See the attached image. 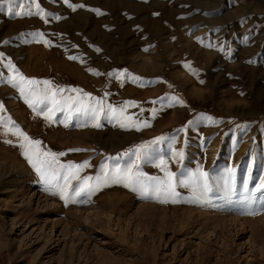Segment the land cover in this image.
I'll return each mask as SVG.
<instances>
[{
	"label": "rangeland",
	"instance_id": "1",
	"mask_svg": "<svg viewBox=\"0 0 264 264\" xmlns=\"http://www.w3.org/2000/svg\"><path fill=\"white\" fill-rule=\"evenodd\" d=\"M37 3L50 14L45 19L0 9V264H264V202L249 213L239 192L227 197L214 187L196 202L191 188L177 186L173 203L109 183L66 204L44 190L22 155L20 138L5 131L10 118L41 142L42 151L66 153L60 162L87 160L80 182L93 185L95 179L83 178H95L101 164L123 168L128 157L120 154L158 136H175L172 148L183 149L182 163L162 142L138 171L165 178L157 167L163 158L177 178L199 165L220 180L227 167H235L239 187L253 156L259 161L264 155V0ZM8 60L25 77L82 89L106 104L135 101L125 115L150 126L121 128L101 119L97 128L83 118L65 126L60 112L50 122L7 83L13 75L4 66ZM113 70H127L145 83L122 85L108 76ZM171 97L183 104L169 106ZM200 115L218 123L188 125ZM260 175L264 166L258 162L250 187Z\"/></svg>",
	"mask_w": 264,
	"mask_h": 264
},
{
	"label": "snow or ice",
	"instance_id": "2",
	"mask_svg": "<svg viewBox=\"0 0 264 264\" xmlns=\"http://www.w3.org/2000/svg\"><path fill=\"white\" fill-rule=\"evenodd\" d=\"M68 3V0H64ZM10 15L15 17L25 16H39L41 19H45L50 15L46 13L37 3V0H0V9L5 8ZM76 7H82L77 5ZM97 14H100L98 9H93ZM59 19V17H54ZM45 22H47L45 20ZM23 35V34H22ZM33 37L43 38V33L33 32L29 33ZM7 41H5L6 43ZM47 45L50 43L48 40H44ZM99 51V49H97ZM3 54L0 53V56ZM69 59H77V57L70 56ZM2 63V62H0ZM9 68L13 73L7 83L19 89L20 95L24 98L25 103L36 113V115H43L46 120L50 122H56L54 119L57 112L62 113L63 119L60 123L68 125L70 120L84 119L85 124L91 121L93 127H101V119L108 120L110 123L115 121L121 128L135 127L139 130L140 126H150L148 121L137 122L133 120L131 115H125L128 107H136L135 101H124L120 106H113L106 104L104 98L93 97L91 93L83 92L78 88H64L61 86H53L51 81L44 80L38 81L35 78L25 77L22 73L16 69L11 60H8L4 65ZM190 68V65H185ZM89 71L95 72V70L89 69ZM95 74L100 75L96 72ZM108 76L114 77L121 81V84L131 80L134 83H140L141 86L145 83L142 78L133 76L123 70L116 72L115 70L108 73ZM147 83H151L148 81ZM43 87H40V85ZM75 92L76 96L63 95L65 92ZM108 94L105 93V96ZM84 98L88 99L85 103ZM173 103L183 104V101L178 97H171L169 100V106ZM3 106L0 105V108ZM156 110H153L155 114ZM202 120H208L210 123H218L210 116L200 115L195 121H189L188 125L197 124ZM4 118L0 116V126H3ZM11 127H5L6 132H11L12 135L20 138V147L23 149L22 155L25 156L28 163L33 167L35 172L39 176L40 182L44 186V190L52 195H58L61 200L66 204L70 201H75L77 197L91 195L92 192L99 186L107 185L109 183L123 184L127 188H131L133 191L140 192L141 194H154L157 199L163 197L161 202H177L179 193L176 191L177 186L191 188L193 198L196 202H201L207 197V194L214 190L223 193L227 197H232L240 193V200L246 210L251 213L254 206L258 202H264V175H260L258 182L250 187V183L253 181V170L255 165L259 162L264 166V155H261L259 161L256 156L247 164V174L242 177L240 186H237V168L227 167L225 174L220 180H214L210 177L209 172L204 171L201 166H197L196 170L190 174L181 173L182 178H177V173L167 170V161L163 158L160 159L157 167H160L165 172V178L160 177H146L145 174L138 171L141 162H146L153 159L158 154V148L156 145L167 142L168 147L172 151L173 158H179L178 162L182 163L184 160V151L180 149L177 151L172 148V143L175 141V136L164 137L158 136L150 141L142 142L134 148L120 154V158L127 156L128 160L125 161V167L121 168L117 163L113 167H109L106 164H101V172L97 174L95 178L85 176L84 181H91L95 179L96 183L88 184L80 182L79 172L84 167L90 166L88 161L85 160L79 164L72 161L62 163L58 159L60 156H64L66 153L60 152H44L40 148L41 142L39 140L31 139L26 133H24L18 125H15L9 118ZM188 125H185L187 127ZM241 129L247 127V125H239ZM184 129H178L177 131H183ZM11 143V141H6ZM235 143V141H234ZM69 151H82V149H70ZM108 159H118L116 157H109ZM72 180H76L77 184L73 185ZM211 181V182H210ZM264 208V203L260 205Z\"/></svg>",
	"mask_w": 264,
	"mask_h": 264
},
{
	"label": "bare ground",
	"instance_id": "3",
	"mask_svg": "<svg viewBox=\"0 0 264 264\" xmlns=\"http://www.w3.org/2000/svg\"><path fill=\"white\" fill-rule=\"evenodd\" d=\"M224 52H225V51H224ZM148 60H149V59H148ZM148 60H147V61H148Z\"/></svg>",
	"mask_w": 264,
	"mask_h": 264
}]
</instances>
